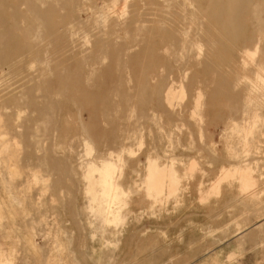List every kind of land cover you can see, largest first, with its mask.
Returning <instances> with one entry per match:
<instances>
[{
  "label": "rangeland",
  "instance_id": "obj_1",
  "mask_svg": "<svg viewBox=\"0 0 264 264\" xmlns=\"http://www.w3.org/2000/svg\"><path fill=\"white\" fill-rule=\"evenodd\" d=\"M14 1L0 264H264L258 44L220 58L198 0Z\"/></svg>",
  "mask_w": 264,
  "mask_h": 264
},
{
  "label": "bare ground",
  "instance_id": "obj_2",
  "mask_svg": "<svg viewBox=\"0 0 264 264\" xmlns=\"http://www.w3.org/2000/svg\"><path fill=\"white\" fill-rule=\"evenodd\" d=\"M15 1L12 3L13 6L16 5ZM198 6L208 21L207 35L204 39L211 43L212 49L220 58L237 65L243 64L245 60L251 62L252 54L243 49H248L256 43L259 57L264 62V0H198ZM21 14L23 16L21 12L14 13L20 17ZM55 25L53 20L46 22L48 35L53 32ZM58 36L62 37L63 33ZM105 184L107 185V182Z\"/></svg>",
  "mask_w": 264,
  "mask_h": 264
}]
</instances>
